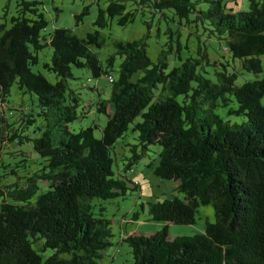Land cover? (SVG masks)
<instances>
[{
	"label": "trees",
	"instance_id": "16d2710c",
	"mask_svg": "<svg viewBox=\"0 0 264 264\" xmlns=\"http://www.w3.org/2000/svg\"><path fill=\"white\" fill-rule=\"evenodd\" d=\"M42 1L18 0L11 27L0 25V264H101L112 235L105 207L97 212L95 200L127 196L140 187L130 188L132 181L116 177L113 169L115 144L131 125L138 143L130 145L125 172L160 145L155 175L173 180L183 194L147 204L150 220L165 226L150 236L124 238L132 264H264V77L239 85V75L224 66L213 80L202 66L210 53L202 49L201 36L225 40L242 70L261 73L264 0H248V9L237 14L223 0H207L208 11L193 0H141L156 12L173 10L190 28V38H197L194 54L188 38L183 41L180 31L174 38L171 31V45L157 62L148 55L149 36L115 41L105 61L99 30L80 38L55 28L48 39ZM124 1L111 0L100 9L96 26L104 29L116 17L120 26L134 22L137 10H127ZM48 46L54 52L44 67L58 76L55 84L32 69ZM171 53L180 62L172 68ZM72 68L87 69L97 80L105 76L111 84L110 97L95 105L108 115L101 137L97 124L79 132L71 127L92 107L86 109L70 86ZM15 84L36 95L38 111L10 99ZM219 108L245 119L226 121ZM6 144L30 148L34 156L12 155ZM208 205L215 222L192 236L169 237V224L193 225L198 208Z\"/></svg>",
	"mask_w": 264,
	"mask_h": 264
},
{
	"label": "rangeland",
	"instance_id": "374dc122",
	"mask_svg": "<svg viewBox=\"0 0 264 264\" xmlns=\"http://www.w3.org/2000/svg\"><path fill=\"white\" fill-rule=\"evenodd\" d=\"M193 1H198V9H203L204 11H208L212 7V3L207 0ZM110 2L111 0H103L100 2L96 0H43L40 7L49 20V26L43 34L49 39L50 33L55 28H68L74 31L78 37L85 38L89 32L99 30L106 40L105 45L98 50L103 61L115 52V41L133 42L149 36L147 38L148 55L153 62H157L162 51L167 50L171 45V31L175 32L174 38L178 36L177 32L180 31L182 33V40L186 41L188 38L194 54L197 51V38H190V28H185V26L181 25V23L186 25L185 20L180 22V18L171 9H166L162 12L154 11L150 6L151 2L139 4L141 0H125L124 3L126 4L127 10H137L135 21L127 26H120L117 23L116 17L109 20L108 27L104 29L98 28L95 23L99 15V10L105 9ZM223 2L231 9L229 12L236 14L247 10L249 7L248 0H223ZM86 7L89 10L88 14L82 16L81 19H77L76 16H79ZM17 15L18 0H0V25H5L6 28H10L12 25L11 19ZM148 24H150V28ZM201 31L205 33L203 29ZM201 36L205 41V46L202 49H206L210 53L209 61H203L202 66L210 72L209 76L213 80L217 79V72L225 71L224 66H226L227 73L236 72L239 75L237 81L239 85L264 77V56L261 57L263 63V71L261 73L255 74L253 72H247L242 70L240 61L233 59L225 49V40H218L214 36L209 39L207 34H201ZM172 44L176 46V44ZM53 52L54 50L51 46L45 47L39 53V63L32 66V69L34 72H41L49 82L55 84L59 79L58 76L44 67L45 63H51ZM186 52L188 56L191 55L188 51ZM168 59L170 68L180 64L175 53H171ZM116 61L117 68L121 62V58L117 57ZM72 72L75 78L70 81V86L80 94L82 102L86 104V109L90 105L92 107L85 118L78 119L71 127L74 132H79L81 129L97 124L99 128L95 130V134L97 137H101L102 130L108 121V115L98 113L95 105L100 98L106 100L110 97L111 84L105 76L99 80L93 78L87 69L72 68ZM113 74L115 76L117 75L116 72ZM96 88L100 90V96ZM10 99L15 103L32 104V107L38 111L36 95L32 96L30 93H23L22 89H18V84L12 87ZM25 111L28 110L25 109ZM217 113L226 121L241 123L245 119L244 117L236 118L228 115L225 108H219ZM40 121H43V119ZM136 121H142V117H138ZM44 123L46 122L44 121ZM132 129L133 125L130 126L127 134L115 144L113 151V169L116 177L122 176L126 181H132V184H128L130 188L135 187V183H139L140 187L137 190L129 191L127 196H120L110 200H95L97 212L100 211L101 207H105L104 215L110 222L109 227L112 235L109 238L110 245L103 251L101 264H132V249L128 243L124 242V238L130 235L140 234L150 236L162 230L165 226L162 223H156L150 220L147 204L157 201L164 202L176 196L183 198V194L176 189L177 186H175L173 180L162 179L155 175V168L160 162V145H152L148 155L142 158L132 170L125 172L126 158L132 156L130 145L138 143V133L133 132ZM5 147L10 148L12 155L25 151V154L29 157L34 156L30 148H11L8 144ZM142 205H144V209ZM215 220L216 216L213 206H200L196 214V223L193 225L169 224V237L174 239L178 236H192L203 231L208 222L212 223Z\"/></svg>",
	"mask_w": 264,
	"mask_h": 264
}]
</instances>
